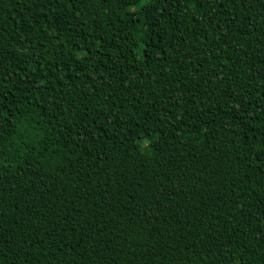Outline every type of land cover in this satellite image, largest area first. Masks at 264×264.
<instances>
[{
  "label": "trees",
  "instance_id": "1",
  "mask_svg": "<svg viewBox=\"0 0 264 264\" xmlns=\"http://www.w3.org/2000/svg\"><path fill=\"white\" fill-rule=\"evenodd\" d=\"M0 264H264V0H0Z\"/></svg>",
  "mask_w": 264,
  "mask_h": 264
}]
</instances>
